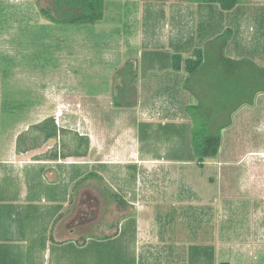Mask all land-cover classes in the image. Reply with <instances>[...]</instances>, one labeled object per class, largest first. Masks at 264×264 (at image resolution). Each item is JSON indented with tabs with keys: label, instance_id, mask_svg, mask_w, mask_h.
Instances as JSON below:
<instances>
[{
	"label": "rangeland",
	"instance_id": "374dc122",
	"mask_svg": "<svg viewBox=\"0 0 264 264\" xmlns=\"http://www.w3.org/2000/svg\"><path fill=\"white\" fill-rule=\"evenodd\" d=\"M9 1L7 5L0 1V58L4 79L8 80L0 82V139L10 141L15 129L20 131L18 136L28 138L31 127L53 109L52 113L56 111V118L53 117L55 123L60 128L65 127L68 132L62 135L61 141L71 148L75 145L72 142L74 134H89L95 145L97 121L108 126L109 130L115 123L118 132L127 127L132 131L136 111L112 107L113 102L116 106H125L133 98V85H122L125 79H119L120 84L115 80L114 84L111 79L112 74L118 71L127 72L126 69L121 70L120 66L126 65L128 58L124 47L127 37L119 38L121 45H115L118 38L114 36L118 33L113 29L116 12L112 8L119 3L125 4L122 8L128 6L131 10L135 7L149 8L155 6L157 1H160V7H164L168 0H109L104 20L93 26L54 23L42 14L47 11L53 18L56 17L51 0H32L18 7L19 0ZM240 8L244 14L259 15L264 10V0H242ZM138 22L141 25L142 21ZM161 27L166 29L169 23H161ZM228 38L227 33L218 35L205 47L202 46L205 56L203 65L194 74L186 75L181 84L192 100L190 104L197 106L193 111L196 116L194 124L200 125L203 118H209L208 129L211 133H217L224 127L220 132L222 139L218 155L208 160L204 167L192 162L182 163V157L187 159V150L180 149L179 153L175 148L178 140L191 146L185 138L186 124L169 123L165 136L155 133L152 142L141 141L138 148L141 157L150 156L162 161L175 159L177 163L160 165L159 169L153 171L152 176L160 178L154 180L158 187L148 190L151 195L141 189L131 217L137 216L139 222L163 227L162 232L158 230L161 241L163 236H167L164 239L170 243L166 246L168 250L182 248L185 258L187 252L193 256L194 251L200 248L210 251L209 255L201 253L199 260L193 257L192 264H264V93H256L253 89L252 93L251 90L241 93V73L221 62V57L230 59L224 50ZM80 40L85 42V45L82 44L85 47L82 54L77 52ZM52 45L55 46L53 64L46 53L47 47L51 49L54 47ZM34 48L36 52H33ZM67 48L66 54L63 51ZM151 50L144 49L143 58ZM21 52H24L22 57ZM38 54L40 56L33 59ZM79 56L83 57V62H80ZM33 60L43 62L35 63ZM135 60L130 61L133 62L131 68L138 64ZM139 61L144 60L140 58ZM22 62L25 63L23 69L16 70ZM49 62L52 68L47 66ZM22 72L28 74L27 79H21ZM119 89L125 91V96L118 93ZM99 94L104 96L103 108L110 109L104 111L105 117L102 118L97 116L98 105L102 104ZM249 100L251 104L242 105V110L236 116L229 117L234 107ZM35 112L39 116L34 117ZM58 114L62 118L59 121ZM25 125H28L26 133ZM51 150H54L53 147ZM72 161L79 160L72 158ZM139 168L136 165L119 167L116 174H122L125 179L117 180V185H124L123 188L130 190V193L139 192L134 189L136 182L132 177ZM92 169L84 173L93 172ZM137 173L139 175L141 171ZM101 183L96 178L85 179L82 186L73 187V201L81 206L86 204L84 197H78L75 192H95L96 185ZM105 184L100 187L103 189ZM107 188L104 189L110 194L112 190ZM99 204L102 206L97 216H93L95 220L114 221L127 215L113 208L121 204L112 195L100 197ZM93 231L83 236L79 245L75 240L66 243L69 263L78 256V264L81 259L86 264H115L121 260L114 256L116 247L117 250L125 249V253L129 251L126 257L136 254L137 258L142 250L131 235L114 241L109 238L101 240L97 235L98 230ZM161 246H157V249ZM154 264L160 262L155 260Z\"/></svg>",
	"mask_w": 264,
	"mask_h": 264
},
{
	"label": "crops",
	"instance_id": "0c3cea01",
	"mask_svg": "<svg viewBox=\"0 0 264 264\" xmlns=\"http://www.w3.org/2000/svg\"><path fill=\"white\" fill-rule=\"evenodd\" d=\"M0 1L5 5L7 2L10 3L9 0ZM19 1L20 4L17 7L32 2V0ZM109 2V0L105 2L104 17ZM241 4L242 0L228 11L223 10L218 4L186 0H168L164 7H160V1H157L155 6L135 7L132 10L128 6L122 8L125 4H114L115 8L112 10L116 12L115 21L118 23L114 22L113 28L118 33L114 36L118 38V43L115 45L120 46L119 38L127 37L123 46L127 49L128 58L126 65L122 67L121 64L119 65L121 70L126 69L127 72L118 71L115 75L112 74L111 79L114 84L118 83L119 79H125L122 85H133V98L125 106H116L113 102L112 107H126L136 111L133 117L135 118L134 128L130 131L131 129L127 127L126 130L118 132L115 130L118 129V125L116 126L115 123L110 127L112 130H109L108 126L97 121L95 145L93 146L89 134L84 135L89 137V151L85 157L76 158L79 160L77 162L72 161L74 157L61 158L60 144L53 140L39 143L37 147L28 151H17L16 139L20 131L15 129L10 141L3 142L0 139V264H78L77 259L80 258L78 256L74 262L69 263L70 254L66 253V243L75 240L79 245L83 236L92 234L93 230H98L97 235L101 240L109 238L114 241L125 235H131L136 244L138 242L142 246L137 258L136 254L126 257L129 251H126V254L125 249L117 250L116 247V254L113 255L117 257V260L118 257L121 260L115 264H154L155 260L160 264H168L167 262L170 261H178V264H192L193 257L199 260V250L194 248L193 256L187 252L186 258L182 248L179 250L175 248L174 253L171 249L168 250L169 247L166 246L170 243L164 239L167 236H163L162 241L160 239L159 233L162 232L163 227L139 222L136 220L137 216L131 217L135 211L133 206L137 204L136 196L138 193L141 195V189L151 195L148 190L152 191L155 190L152 188L158 187L154 180L160 178L152 176L153 171L159 169L160 165L177 163L175 159L162 161L150 156L141 157L138 148L141 141L152 142L151 139L155 133L158 136H165L169 123L180 126L186 124L185 138L190 141L192 122L186 109L194 105L190 104L192 100L182 89L181 84L187 75L184 72L185 60L192 57L194 50L205 47L214 37L227 33L229 38L224 50L231 60L247 59L259 67L264 66V10L259 15L244 14L240 8ZM138 20L142 21L141 25ZM149 20L152 21L149 22ZM165 22L169 23L166 29L161 27V23L164 25ZM45 35L47 37V34ZM82 44L85 45V42L80 40L79 49H77L79 54H82L85 48ZM146 48H152L149 51L152 55L146 53V57L143 58ZM68 49H64L63 52L67 54ZM36 51L37 49L34 48L33 52ZM54 51L55 46L51 49L47 47L46 53L48 59L51 57L52 64L55 59ZM23 53L21 52V57ZM7 55L4 54V56ZM39 56L40 54L33 59ZM174 56H180L182 60L176 70L173 69ZM79 57L80 62H83V57ZM140 58L144 61L140 62ZM131 60L138 63L133 68L130 67L131 63L133 64ZM33 62L42 63L43 61L33 60ZM24 64L22 62L16 70H22ZM52 64L49 62L47 66L52 68ZM0 68V82L8 81L3 76L1 58ZM24 73L22 72L21 79H27L25 77L28 74ZM124 92L120 89L118 91L125 96ZM98 96L102 104L98 105L97 116L102 118L105 117L104 111L108 112L110 109L103 108L105 105L103 94ZM241 110L239 108L234 116ZM53 111L43 116V119L36 124L47 118L55 119L56 111L52 113ZM33 115L37 117L39 113L35 112ZM57 118L59 121L61 114ZM156 125L159 127L155 128ZM27 126L24 127V133L27 132ZM174 130L178 131L176 128ZM52 147L54 150H51ZM180 149L187 150L185 157L187 159L182 157L181 162H192L196 165L191 161L188 142L183 144L178 140L175 150L180 153ZM55 150H57V158L50 157ZM130 165L140 167L132 175L136 182L134 189L140 190L139 192L130 193V190L123 188L124 185H117V180L125 179L122 174H116L119 167ZM89 168H93L91 173L95 174L99 183H106L105 185L112 190L111 193L125 200L126 204H116L113 208L127 215L114 221L93 220L91 223L84 220L73 221V213L78 208V203L76 204L72 199L73 187L84 184L85 179L84 181L81 179L88 174L84 172ZM137 171L141 173L138 175ZM101 185H96L95 194L100 197L108 196L106 193L108 191L104 189L108 188L103 185L102 189ZM75 193L80 197L83 192ZM159 245L163 247L157 249ZM101 253L104 254V252ZM79 264L86 263L81 259Z\"/></svg>",
	"mask_w": 264,
	"mask_h": 264
},
{
	"label": "trees",
	"instance_id": "16d2710c",
	"mask_svg": "<svg viewBox=\"0 0 264 264\" xmlns=\"http://www.w3.org/2000/svg\"><path fill=\"white\" fill-rule=\"evenodd\" d=\"M107 0H51L54 6V11L57 14L56 17L51 16L47 11H43L42 14L48 17V19L53 20L54 23H61L73 26H93L100 23L104 19V6ZM189 2H198L204 4H218L223 10L228 11L233 9L236 5L240 3V0H186ZM204 50L197 49L194 50L192 57L185 60V71L187 75L194 74L197 69H199L204 63ZM180 56L173 57V69L179 68V63L181 62ZM221 62L226 66L230 67L232 70H239L243 78V85L241 87V93L248 90H255L256 93H264V66L259 67L250 60L242 59L233 61L225 57H221ZM230 73V72H229ZM231 74V73H230ZM1 75V68H0ZM252 93V90H251ZM237 94L238 91H237ZM245 100V99H244ZM251 104V100L247 103H242L239 106L234 107L231 111L232 117L234 113L242 106ZM199 106V105H198ZM197 106H189L186 111L191 118L192 126L190 131V150L192 153V161L198 167H203L208 160H213L219 152L221 145V131L224 129L222 127L217 133H211L208 129L209 118H203V122L200 125H195L194 121L196 116L194 110ZM31 130V136L25 138L24 136H18L16 141L17 151H28L37 147L39 143L47 141L60 142V157H74L82 158L85 157L89 151V138L87 136H81L79 134H74L72 139V148L69 144L61 141L62 135L67 134V130L58 127L55 124L53 118H47L44 121L33 125ZM29 141V144H27ZM57 150L50 157L57 158ZM95 178L94 173L86 174L81 181L86 178ZM115 200L120 204H126L117 194L110 193ZM208 249V248H205ZM208 254L210 251L204 250V248L199 249L200 254Z\"/></svg>",
	"mask_w": 264,
	"mask_h": 264
},
{
	"label": "flooded vegetation",
	"instance_id": "af4514ba",
	"mask_svg": "<svg viewBox=\"0 0 264 264\" xmlns=\"http://www.w3.org/2000/svg\"><path fill=\"white\" fill-rule=\"evenodd\" d=\"M80 197H84V202L86 204L82 206L78 204V208L74 212L73 221L79 220V222H81L84 220V222L91 223L93 220H95L93 216H97L96 213H99V208L102 206V204H99L100 197L97 196L95 192H83Z\"/></svg>",
	"mask_w": 264,
	"mask_h": 264
},
{
	"label": "built area",
	"instance_id": "2783aa9c",
	"mask_svg": "<svg viewBox=\"0 0 264 264\" xmlns=\"http://www.w3.org/2000/svg\"><path fill=\"white\" fill-rule=\"evenodd\" d=\"M60 114H58V116H59Z\"/></svg>",
	"mask_w": 264,
	"mask_h": 264
}]
</instances>
